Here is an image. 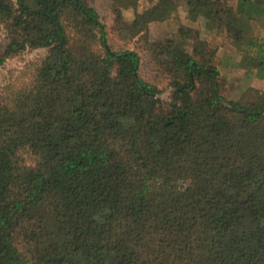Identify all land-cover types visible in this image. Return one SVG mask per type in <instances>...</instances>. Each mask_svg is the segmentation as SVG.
<instances>
[{
  "label": "trees",
  "instance_id": "trees-1",
  "mask_svg": "<svg viewBox=\"0 0 264 264\" xmlns=\"http://www.w3.org/2000/svg\"><path fill=\"white\" fill-rule=\"evenodd\" d=\"M111 2L138 24L222 14L239 48L216 62L199 35L179 42L183 24L115 48L87 0H0V70L45 50L0 86V264H264V94L248 84L264 40L247 22L264 2ZM240 69L246 91L227 97Z\"/></svg>",
  "mask_w": 264,
  "mask_h": 264
},
{
  "label": "rangeland",
  "instance_id": "rangeland-1",
  "mask_svg": "<svg viewBox=\"0 0 264 264\" xmlns=\"http://www.w3.org/2000/svg\"><path fill=\"white\" fill-rule=\"evenodd\" d=\"M90 4L95 6L100 14L102 15L104 21L108 25L109 29V40L110 43L115 48H121L124 45V40L121 38V32L124 35H132L133 31H141L147 34L150 40L160 41L161 44H165L167 38L171 36H176L179 33V29L182 28L183 37L179 40L182 45L190 47V43L193 41L194 35H199L209 48H215L217 50V59L226 52L235 51L239 48L236 33L239 29V24L235 21L229 22L224 16L218 15L215 22L211 26L203 25L195 14L189 12L185 6H180L176 15L171 19L163 22H151V23H136L134 20V15L129 10H123V14L120 15L113 7L111 0H87ZM232 3L235 0H228ZM263 3L264 0H261ZM147 2H143L140 6L141 8L146 6ZM183 5V3H182ZM250 30V35L258 36L264 40V17H254L247 20ZM248 26V27H249ZM141 38L140 34L134 36L127 45L128 47H133L135 39ZM141 41V39H140ZM3 42H7L6 37L3 32H0V52L3 49ZM44 49H36L27 51L20 57L10 59L4 67L0 70V86L4 85L13 80L12 71L15 74L21 69L24 62L28 59H35V57L43 55ZM142 54V67L141 74L146 79H153L154 77V67L153 64L148 59V56L140 51ZM238 57H240L238 55ZM233 77L225 78L223 82V94L227 97L233 98L241 96L246 91V85L239 83L237 80V75H243L244 71L242 69L237 71ZM251 86H256L261 89L264 94V79H259L257 77L251 78L248 83ZM161 96L164 99H168L171 95L172 88L169 86L168 81L161 83Z\"/></svg>",
  "mask_w": 264,
  "mask_h": 264
}]
</instances>
